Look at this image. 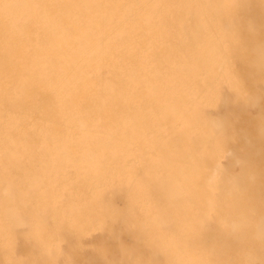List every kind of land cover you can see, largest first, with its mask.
I'll return each instance as SVG.
<instances>
[{
	"label": "rangeland",
	"instance_id": "obj_1",
	"mask_svg": "<svg viewBox=\"0 0 264 264\" xmlns=\"http://www.w3.org/2000/svg\"><path fill=\"white\" fill-rule=\"evenodd\" d=\"M178 1L185 12L170 27L177 47L160 72L163 92L155 106H140L147 123L128 140L130 151L108 157L119 170L101 177L56 168L71 208L27 190L34 172L9 175L12 193L0 192L1 262L198 264L201 251L208 264L245 253L263 263L264 247L254 245L264 226V0ZM9 207L26 224L13 225ZM27 228L58 248L44 256Z\"/></svg>",
	"mask_w": 264,
	"mask_h": 264
},
{
	"label": "bare ground",
	"instance_id": "obj_2",
	"mask_svg": "<svg viewBox=\"0 0 264 264\" xmlns=\"http://www.w3.org/2000/svg\"><path fill=\"white\" fill-rule=\"evenodd\" d=\"M180 4L0 0V180H7L2 194L13 191L9 175L29 170L34 176L27 190L38 187L42 198L58 196L61 208H71L61 192L66 184L52 178L56 168L62 174L88 168L101 177L119 170L108 157L116 148L123 155L130 151L128 140L141 136L140 127L147 123L140 106L145 101L155 106L163 92L160 72L177 47L169 33L174 15L185 12ZM47 177L52 180L41 187ZM18 209L9 207L5 214L15 226L26 224ZM27 229L44 256L58 248L42 231ZM255 234V248L264 247V226ZM196 253L198 264H208L209 255L202 262L203 253ZM229 257L222 264H252L253 254L237 262Z\"/></svg>",
	"mask_w": 264,
	"mask_h": 264
}]
</instances>
